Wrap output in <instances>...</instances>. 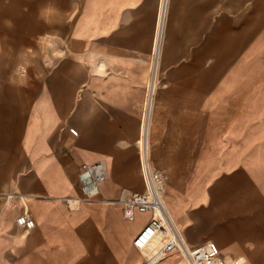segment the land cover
Wrapping results in <instances>:
<instances>
[{"label": "crops", "instance_id": "0c3cea01", "mask_svg": "<svg viewBox=\"0 0 264 264\" xmlns=\"http://www.w3.org/2000/svg\"><path fill=\"white\" fill-rule=\"evenodd\" d=\"M151 80L150 160L184 184L185 242L264 264V0H0V264L181 260L150 262L151 212L120 202L144 190ZM98 160L95 184L83 166Z\"/></svg>", "mask_w": 264, "mask_h": 264}, {"label": "built area", "instance_id": "2783aa9c", "mask_svg": "<svg viewBox=\"0 0 264 264\" xmlns=\"http://www.w3.org/2000/svg\"><path fill=\"white\" fill-rule=\"evenodd\" d=\"M154 90L155 82L151 80L146 88L136 142L144 190L142 192H130L120 200L128 217L133 216L135 211L151 212V218L143 233L137 238V244L140 249L148 251L150 262L161 260L176 253L180 256L183 264H232L219 255L216 245L212 242H205L197 246L188 245L165 206V171L152 165L149 153L148 130ZM71 132L76 134L72 129ZM83 169L95 184L107 177V168L102 160L85 164ZM16 223L24 231L34 226V221L27 212L19 214ZM149 227L151 233L148 236L150 238L151 236H158L150 247L146 240L140 241L144 232H148L146 230Z\"/></svg>", "mask_w": 264, "mask_h": 264}, {"label": "bare ground", "instance_id": "6f19581e", "mask_svg": "<svg viewBox=\"0 0 264 264\" xmlns=\"http://www.w3.org/2000/svg\"><path fill=\"white\" fill-rule=\"evenodd\" d=\"M153 155L156 158L157 164L160 168L164 169L165 173L168 175V179L170 180V184L167 186L168 193L164 197L165 206L174 219L175 223H177L176 216L184 211L185 206V187L181 180L176 179L172 175V170L168 166L166 160L161 158V160L158 158L159 153L157 150H153ZM178 224V223H177ZM178 229L180 231V228L178 226ZM148 231V232H147ZM147 233L144 232V234L141 237L140 241L147 242V245L150 247L152 245V242H154L158 236H150V227L146 230ZM149 235V236H148ZM151 240V241H150ZM177 264H183V262L180 260L177 262Z\"/></svg>", "mask_w": 264, "mask_h": 264}, {"label": "rangeland", "instance_id": "374dc122", "mask_svg": "<svg viewBox=\"0 0 264 264\" xmlns=\"http://www.w3.org/2000/svg\"><path fill=\"white\" fill-rule=\"evenodd\" d=\"M38 62H39V60H38L37 56L35 55V56H33V61L31 62V65H29V66H32L33 67V75H34V78L38 74V68H39L38 67V64L39 63ZM26 74H27V72L25 70H19L17 72V78L19 79L20 84L23 85L22 87H19V89L22 90V91H24L26 89V87H25V84L26 83H24L26 81V78H27L26 77ZM21 80H22V82H21ZM177 228H178V226H177Z\"/></svg>", "mask_w": 264, "mask_h": 264}]
</instances>
